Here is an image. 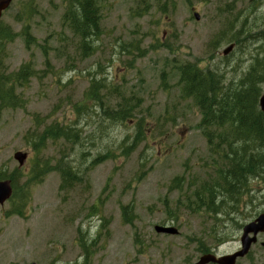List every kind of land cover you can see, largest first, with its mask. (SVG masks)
<instances>
[{"label":"rangeland","instance_id":"374dc122","mask_svg":"<svg viewBox=\"0 0 264 264\" xmlns=\"http://www.w3.org/2000/svg\"><path fill=\"white\" fill-rule=\"evenodd\" d=\"M61 1L13 0L0 22L16 35L5 72L28 64L36 73L16 91L24 107L1 113V176L27 173L35 158L75 176L62 186L53 171L29 186L23 215H9L10 200L0 206V264H183L198 257L194 242L235 249L241 226L264 208V173L234 198L218 193L222 215L196 209L193 194L214 185L227 162L209 148L194 102L181 97L178 67L216 72L225 87L238 82L264 57V0H98L99 35L85 52ZM26 24L34 45L24 42ZM121 108L130 109L123 121L112 116ZM49 125L77 137L32 151L33 135ZM16 152L27 154L23 167Z\"/></svg>","mask_w":264,"mask_h":264},{"label":"trees","instance_id":"16d2710c","mask_svg":"<svg viewBox=\"0 0 264 264\" xmlns=\"http://www.w3.org/2000/svg\"><path fill=\"white\" fill-rule=\"evenodd\" d=\"M61 2L65 8L64 22L75 36L80 37L81 51H89L90 42L99 35L98 0H62ZM157 10L165 13L160 6H157ZM27 24L23 28L22 36L25 44L30 46L34 45L35 41L30 35ZM15 37L16 35L8 27L0 24V116L6 109L24 107V102L16 91L27 86L31 78L36 76L28 64L21 65L15 72H5L3 64L5 47L12 43ZM162 47L170 50L168 45L163 44ZM88 55L89 53L85 56ZM178 72L181 97L194 102L201 115L198 127L209 148L213 155H217L222 160V163L227 162L226 165L219 166L218 179H215L214 185H204L193 194L196 209L204 207L208 212L222 215L217 206L225 204V201H218L215 196L220 193L234 198L243 192L250 177L264 173V114L258 107L264 84V57L262 59L257 57L247 74L227 87L224 86L222 76L218 73L201 70L194 64L182 65L178 67ZM112 116L121 121L126 120L130 116V109L115 110ZM140 124L139 122L136 140L140 139ZM72 133L70 129L49 125L40 134L33 135L31 149L35 152L40 151L45 148L48 141L53 144L60 140L73 141L77 135ZM105 158L108 157H103L102 160ZM31 162L30 171L27 173L20 169H16L10 176H1L0 173V180H10L14 190L10 201L15 202V205L9 215H23L24 205L29 200V186L41 183L47 174L58 172L62 186H69L75 177L69 167L51 166L48 161L41 165L36 158ZM24 176L28 179L23 191L19 193V182ZM129 209L128 206L122 207L123 218L127 224L132 220L127 216L131 215Z\"/></svg>","mask_w":264,"mask_h":264},{"label":"water","instance_id":"95a60500","mask_svg":"<svg viewBox=\"0 0 264 264\" xmlns=\"http://www.w3.org/2000/svg\"><path fill=\"white\" fill-rule=\"evenodd\" d=\"M12 0H0V19L2 13L10 6ZM194 18L196 21L199 20V15L194 13ZM233 49V45L229 46L223 51V55L226 56ZM258 106L260 111L264 114V89L261 97L258 101ZM14 160L17 161L19 167H22L26 161L27 154L22 152H17L13 156ZM13 188L9 180L0 181V206L8 201L12 195ZM264 228V216H259L257 220L251 224L246 225L243 228L242 236L240 238L241 250L230 256H223L220 258H215L213 255L202 256L196 264H235L237 257H243L249 250L251 244L255 243V235L263 230ZM154 231L157 234H167V235H177L178 231L174 227H159L155 226ZM249 234H252L254 238H249ZM35 264V263H32Z\"/></svg>","mask_w":264,"mask_h":264},{"label":"flooded vegetation","instance_id":"af4514ba","mask_svg":"<svg viewBox=\"0 0 264 264\" xmlns=\"http://www.w3.org/2000/svg\"><path fill=\"white\" fill-rule=\"evenodd\" d=\"M262 174H256V175L252 176L251 180L253 182H256V180L259 179ZM259 216H264V208L257 210L254 213V215L250 216L249 219L247 220V222H245L241 226L240 235H239V238H238V244L235 247V249H233L232 251H230V252H219L220 246L225 244V242H222L220 244H216L213 248H208V249H205V248L200 249L199 241L198 242H194L198 246V249L196 251L198 253V255H197L198 257L195 260L191 261V262H186V263H183V264H196L199 261V259L202 256H204V255H215L217 258H219V257H222V256H230L233 253L239 252V249H240V238H241V233L243 231V228L246 225L255 222ZM178 237H180V236H177L176 238H178ZM249 238L250 239L254 238V236L252 234H249ZM217 241H221V240L218 239ZM192 243H193V241H192ZM262 253H264V228H263V230L259 231L255 235V243H253L250 246V248H249L248 252L245 254V256H243L242 258H237L235 260V264H240L242 261H244L246 264H260V262L258 260V256L259 255H263ZM8 264H11V263H8ZM209 264H215V263H209Z\"/></svg>","mask_w":264,"mask_h":264},{"label":"bare ground","instance_id":"6f19581e","mask_svg":"<svg viewBox=\"0 0 264 264\" xmlns=\"http://www.w3.org/2000/svg\"><path fill=\"white\" fill-rule=\"evenodd\" d=\"M67 11V10H66ZM67 13V12H66ZM79 15V14H78ZM79 39H80V37H79ZM97 39V38H96ZM192 98V97H191ZM261 113V112H260ZM263 148V147H262ZM249 155V154H248ZM230 160V159H229ZM255 165V164H254ZM234 172V171H233ZM225 184V183H224Z\"/></svg>","mask_w":264,"mask_h":264}]
</instances>
